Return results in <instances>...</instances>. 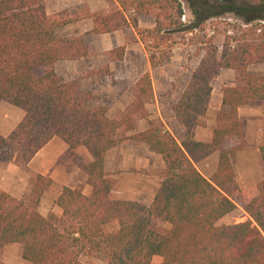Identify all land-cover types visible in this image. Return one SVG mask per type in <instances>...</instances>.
Instances as JSON below:
<instances>
[{
  "label": "trees",
  "instance_id": "16d2710c",
  "mask_svg": "<svg viewBox=\"0 0 264 264\" xmlns=\"http://www.w3.org/2000/svg\"><path fill=\"white\" fill-rule=\"evenodd\" d=\"M119 8L93 14L89 34L111 33L132 27L146 51L149 66H160L168 56L173 38L196 41L197 67L172 111L189 133L205 114L211 81L220 69L235 73V85L223 88L217 124L210 141L184 138L180 142L150 121L140 132L123 136L125 119L109 117L107 107L94 102L76 80H65L54 69L56 62L89 55L79 36L63 34L72 19L66 11L46 14L43 0H0V99L21 109L24 115L1 143L13 150L12 162L26 165L52 138L71 149L83 146L91 156L78 167L86 175L91 193L63 186L55 200L59 215L41 214L38 205L51 179L37 175L25 199L0 190V256L4 246L22 245L28 264H88L81 257L99 255L105 264H150L153 256L161 264H264V177L240 190L231 156L240 149L226 148L227 140L241 135L237 108L264 100V2L240 0H115ZM182 2L193 18L189 24ZM227 22L221 48L214 43L221 19ZM139 16H152L154 27L142 28ZM208 26V35L197 30ZM192 45V44H191ZM167 47V50L164 49ZM124 47L106 52L110 60H121ZM115 52L117 54L113 55ZM136 100L153 97L149 72L135 83ZM145 143L163 161V176L152 201L145 205L127 199H112L114 180L105 171L106 152L120 142ZM218 151L215 171L209 178L196 163ZM264 169V145L260 147ZM237 207L251 219L243 223L217 225ZM117 229L105 232L109 222ZM169 224V228L158 226Z\"/></svg>",
  "mask_w": 264,
  "mask_h": 264
},
{
  "label": "rangeland",
  "instance_id": "374dc122",
  "mask_svg": "<svg viewBox=\"0 0 264 264\" xmlns=\"http://www.w3.org/2000/svg\"><path fill=\"white\" fill-rule=\"evenodd\" d=\"M240 1L254 5H261L264 2V0ZM182 4L184 15L181 20L189 24L193 18L186 2H182ZM227 22L235 24L237 20L232 15H226L221 19L218 34L214 38V43L219 49L224 40L223 30L230 29ZM207 29L208 26L206 25L203 31L197 30L196 37L204 35L202 40H205L208 36L205 35V33H208ZM64 31L63 34L67 33L66 31L64 33ZM119 36H123L125 42L129 44L128 49L124 50L121 60L109 61L108 55L105 57L103 54L95 53V55L79 63L80 69L75 80L81 90L89 93L90 98L94 102L105 105L109 117H123L125 119V127L121 133L123 136L143 131L148 127L150 121H155L161 122L163 128L171 132L179 142L186 137L200 141H210L212 130L217 124V114L223 110L220 102L223 88L235 85L234 71L231 69H220L218 74L212 79V91L207 110L204 115L198 118L197 124L187 133L185 128L175 118L172 106L178 101L200 60V56L196 55L193 45L196 38L188 40L175 35L173 40L177 44L173 45L168 52L167 59L160 66L151 69L143 45L133 44L136 40L132 37L133 34L130 29H123ZM164 49L167 50V47H164ZM117 53L115 52L113 55ZM57 70L59 72L62 70L60 63L57 66ZM263 70L264 68L261 65L248 67V71L251 73H262ZM145 72H149L150 75L153 97L149 101L147 99L138 101L135 99V83ZM10 107H3V111ZM239 122L241 135L238 138L231 137L228 139L226 148L232 149L240 146V149L236 150L231 156V164L236 182L239 183L237 186L242 190L251 186L250 182L257 179V176L260 175V170L262 172L264 170L260 157V147L264 145V100L251 101L241 109L239 111ZM12 155L13 150L11 147L7 143H1L0 140V168L12 162ZM89 155L85 147L79 146L72 151L68 150L64 154L66 159H60V162L62 160L63 162L71 160V162L74 161L75 163H87L86 160ZM218 155L219 152L215 151L195 164L197 169L207 178L215 171ZM25 166H20L19 177L13 175L7 179L0 176V185L6 187L8 193L17 199H25L27 197L36 178L32 171L22 168ZM163 169L164 164L161 157L151 152L148 146L140 141H123L106 152L105 171L107 176L114 180L110 193L114 197L121 195L123 192H130L141 203L148 202L155 188L159 186L163 176ZM82 174L86 177L83 172ZM80 186L82 187V185ZM60 190V186L56 183L53 184L51 180L50 185L44 190L38 205V210L41 214L44 216L50 213L60 214L58 207L54 204ZM138 200L134 199V201ZM225 216L222 221L217 222V225L252 221L239 207ZM158 226L169 228V224L164 222H158ZM117 227V222L113 221L104 225L103 229L105 232H110L116 230ZM81 260L88 264H105L104 259L99 255L89 258L82 256ZM161 261L162 258L160 256H153L150 264H161ZM14 264L20 263L14 262Z\"/></svg>",
  "mask_w": 264,
  "mask_h": 264
},
{
  "label": "crops",
  "instance_id": "0c3cea01",
  "mask_svg": "<svg viewBox=\"0 0 264 264\" xmlns=\"http://www.w3.org/2000/svg\"><path fill=\"white\" fill-rule=\"evenodd\" d=\"M43 5L44 10L48 15L66 11L68 17L71 18L72 21L64 27V30L67 32L65 33V31L63 30L64 33L66 35L81 37L84 43L89 48V55L86 57L76 60H61L55 63V72L59 76H62L65 80H75L76 75L80 69L79 63L85 61L86 58L95 55V53L103 54V56L106 57V52H110L116 48L124 47V50L128 49L129 44L125 42L123 36H119V33L122 32L123 29H130L133 34L132 37L136 40L135 42H133V44L143 45L140 42V39L137 36L136 32L130 26L111 33L89 34V31L93 28L92 15L95 13H105L119 8V5L115 0H43ZM154 24V18L152 16L138 17V25L142 28H152L154 27ZM109 61L115 60L109 59ZM59 63L62 65V70L60 72L57 70V66L59 65ZM0 101V140H2L15 129V127L22 119L24 112L21 109L12 106L3 99H0ZM247 105L248 104L241 105L237 108L238 119L239 111H241V109H243ZM3 107L10 108H6V110L3 111ZM17 109H19L20 111ZM68 150L72 151L73 149H71L60 138L54 137L32 157V159L26 164L25 167L22 168L29 169L30 171H32V173H34L35 176L40 174L49 177L52 180V183H56L58 186H60V188H62L63 186H67L70 188L80 187L83 194L89 195L91 193V187L86 183V177L83 176L80 168L78 167V164L80 162L75 163L74 161L71 162V160H65L63 162V160L66 159L64 158V154ZM60 159H63L62 162H60ZM90 160L91 157L89 155L86 162H89ZM19 168L20 166H17L12 162L7 163L0 168V176L7 179L12 177L13 175H17V177H19ZM263 177L264 170L263 172L262 170H260V175L257 176V179L255 181H251L250 184L253 185L257 183L258 181L262 180ZM75 178L77 179L75 180ZM236 183L237 185L239 184L238 182ZM80 185H82V187ZM157 188L158 187L155 188L150 200L145 203L142 202L143 204H150ZM0 189L8 192V189L1 185ZM110 197L112 199H127L133 201L134 199L138 200L134 198L133 195L130 194V192H123L121 193V195L115 197L113 195L111 196L110 194ZM138 202L140 201L138 200ZM58 211L61 213V210L59 208ZM225 217L226 216L222 217L219 221H222ZM14 262H19L20 264H28V262L22 259V245L18 243L5 245L0 256V264H14Z\"/></svg>",
  "mask_w": 264,
  "mask_h": 264
}]
</instances>
